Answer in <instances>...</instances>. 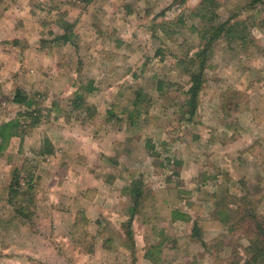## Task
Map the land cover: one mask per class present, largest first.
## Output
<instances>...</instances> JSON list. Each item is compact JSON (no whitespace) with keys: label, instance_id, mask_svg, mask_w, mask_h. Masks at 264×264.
I'll use <instances>...</instances> for the list:
<instances>
[{"label":"rangeland","instance_id":"374dc122","mask_svg":"<svg viewBox=\"0 0 264 264\" xmlns=\"http://www.w3.org/2000/svg\"><path fill=\"white\" fill-rule=\"evenodd\" d=\"M15 1L8 6L4 22L7 28L1 36H24L30 49L22 57V90L41 112L39 123L31 129L30 119L20 120L26 142L19 151L16 147L11 149L8 163L4 157L0 159V264H137V258L148 250L154 254L152 264H177L183 251L173 250L171 243L178 239L184 246L191 224L171 225L163 219L168 216L165 209L154 225L137 220L133 223L132 239L124 236L121 225L127 219L128 197L123 189L131 176L138 174L145 173L144 184L151 187L158 200L167 199L172 209L173 199L161 191L170 177L171 186L184 192L177 208L189 211L204 225L203 238L208 241L222 232L207 222L212 193L226 190L230 195L241 196L244 191L253 194L257 190L262 197L258 211L264 216L263 28L251 25L258 50L250 60L236 46L228 48L223 41L215 46L198 112L187 123L179 121L178 111V105L185 100L187 77L176 65V59L187 50H196L198 38L192 28L198 20L191 13L200 0H185L183 4L180 0ZM218 1L221 19L237 15L245 5L244 0ZM58 17L75 25L73 45L52 43L53 37L61 33L55 23ZM262 17L259 10H247L237 19L252 18L257 24ZM160 24H167L165 34L158 28ZM158 82L162 83V91L157 90ZM89 83L95 90L85 96L88 108L73 110L70 102L76 89L86 88ZM138 89L148 101L143 103L144 110L141 108L135 126L130 127L122 111L127 107L132 110L129 104ZM7 93L0 94V124L12 117L2 118L6 111L14 114L19 108L12 109L13 95L10 90ZM20 109L18 113L25 110ZM58 131L70 138L78 133L95 141L102 139L105 144L100 147L111 151L109 161L102 154L86 163L93 165L88 175L93 182L91 197L88 195L93 210L86 215L87 208H91L88 202L79 200L81 193L72 192L69 184H64L55 191L60 192L59 196L73 194L76 202H49L57 210L54 216L43 217L40 211L35 212L34 205L29 210V220L24 222L7 203V187L17 170L22 186L32 180L34 202L35 180L43 172L55 182L64 179L68 169L65 165L73 154L62 153L65 147H55L56 155L53 153L52 157L40 154L46 140L58 143ZM148 142L156 147L164 166H154L157 164L147 152ZM116 145L123 146L118 147V154ZM176 162L179 168L174 167ZM4 164L8 170L1 168ZM174 171L178 176L172 174ZM149 208L147 212L151 211ZM149 227H153V233L147 241L144 231H150ZM160 227L170 233L164 241L157 235ZM134 231L142 232L139 239ZM161 241L163 252L160 249L156 253L152 247ZM150 243L153 245L147 250ZM195 253V248L189 250V255ZM188 258L185 254L184 259ZM210 262L213 264L211 258Z\"/></svg>","mask_w":264,"mask_h":264},{"label":"trees","instance_id":"16d2710c","mask_svg":"<svg viewBox=\"0 0 264 264\" xmlns=\"http://www.w3.org/2000/svg\"><path fill=\"white\" fill-rule=\"evenodd\" d=\"M3 1L5 0H0V4ZM85 1L87 3L92 0ZM184 1L180 0V4H183ZM224 1L228 2L230 0ZM220 3L218 0H200L191 13V16L198 20V25L192 28L198 38V45L194 53L187 50L184 55L176 59V65L181 69L182 74L187 77V89L184 93L185 100L182 105H178V111L181 115L180 122L191 123L198 112L199 99L207 81V70L211 55L220 41H223L228 48L236 46L244 54L246 60H250L254 55H257L258 47L251 35L250 28L252 25L264 29V1L244 0L245 5L242 10L237 15H229L226 19H221L219 15ZM247 10H259L260 13H263V17L256 21L257 24L254 23L252 18L237 19L240 14ZM55 23L61 33L53 37L52 43L54 45H73L75 25L59 17ZM158 28L164 34L168 30L167 24H160ZM4 43L13 47L18 46V41L15 39ZM94 90L92 83H89L86 88L83 86L78 87L70 102V107L73 110H79L83 107L88 108L85 103V96ZM157 90L162 91V83L158 82ZM133 95V101L129 104L132 110L130 111L127 107L122 111L130 127L135 126L137 119L141 116L140 112L143 103L148 101V99L145 100L148 97L140 89L134 91ZM10 102L18 107H23L25 110L19 113L16 119L0 124V149H3L11 138H23L26 135L24 127L20 125L22 118L31 120L28 125L29 129L35 127L40 121L41 111L37 108L36 103L26 96L22 89H15ZM106 113L110 115L111 111ZM118 147L122 148L123 146L116 145L117 154L119 153ZM146 148L155 164H157L154 166H164L161 163L160 154L157 152L156 147L148 142ZM128 152L129 150H126V154ZM40 154L43 156L53 154V148L50 147V143L47 140L44 142ZM166 161L169 163V160ZM174 167L179 168V163L176 162ZM124 171L126 170L124 169ZM13 173L14 176L7 187V203L14 208L15 215L27 222L30 218L29 210L34 206L32 195L34 187L32 180L25 182L22 186L19 172L14 170ZM144 174L131 176L132 180L129 185L123 189L124 194L128 197V208L127 219L121 227L124 231V236L128 240L133 237L132 227L135 221L142 220L141 223H152L154 225L156 221H160L162 212H164L163 209H165L168 212V216L166 215L163 218L164 220H169L172 223L181 221L191 224L190 231L186 237L190 242L199 244L203 252L211 258L213 264H264V216L258 211V204L261 202L262 197L257 190H254L253 194L244 191L241 196L230 195L226 190L210 194L209 202H211L212 210L209 213L210 219L207 222L212 226H216L215 228H221L222 232L213 240L205 241L203 238V231L206 230L204 225L194 219L189 212H182L177 208L180 202L183 201L180 194L184 192L177 187H172V180L167 177L165 181L166 187L161 191L173 199V208L170 209L167 199L164 198L160 199L162 204L158 208L157 203L160 200L157 199V195L152 191L151 187L144 184ZM172 174L178 176L176 171ZM163 206H166V208ZM147 208L151 211L147 212ZM81 219L87 223L84 217ZM75 220H78V218L76 217ZM97 234L99 235V232ZM133 245L134 243L130 244L129 248H132ZM162 245V242H159L152 249L159 253ZM144 258L153 262V252L146 251Z\"/></svg>","mask_w":264,"mask_h":264},{"label":"crops","instance_id":"0c3cea01","mask_svg":"<svg viewBox=\"0 0 264 264\" xmlns=\"http://www.w3.org/2000/svg\"><path fill=\"white\" fill-rule=\"evenodd\" d=\"M6 1H9V0H5V1H3V3L0 4L3 6L0 9V94L7 95L8 94L7 92H9V90H10V92H11L10 95L12 96L16 88H20V89L25 90L24 79H23L24 76L22 75L21 65L23 63L22 57L24 56V52H26L27 49L29 50L30 48L26 47L27 42L24 39L23 35H21V36H13L12 35L11 37L1 36L4 28L5 29L7 28L4 26V22L7 21L6 16H7V10L9 9L8 6L11 4H15V2H16L15 0L12 3H11V1H9V2H6ZM10 31L14 32L15 30L11 29ZM14 39L18 41L17 47L16 46L13 47V46H10V45L4 43L5 41L14 40ZM11 89H12V91H11ZM3 104H5V103H3ZM10 104L12 105V109L15 107H18L11 102H10ZM18 112H21L20 107L18 108L17 113H14V114H13V112H12V114L7 113V111H6V114H3L4 116L2 118L5 119L6 116H11V115H12V117L9 119L6 118V120H4V123H7L9 121L16 119L18 117V114H19ZM42 132L44 133V131H42ZM56 133L58 134V143L55 145L54 141L49 140V143L52 145L54 155H56L55 147H63V148L65 147V149L61 150L62 153L66 152V155L69 153H72L73 155H70L71 160L68 163V165H65L66 167H68V169L66 168L67 173H66L63 180L59 181V179H58V180H56L57 182H55L53 179L51 180L47 177L48 174L46 172H43L40 175V178L35 180L36 197L34 200V205L36 206L35 212L36 213H38V211L41 212L40 217L47 216V215L54 216V213L56 212L57 209H55V206H53L52 204H49V202L53 203L56 200H62V201H67L69 203H74V201L76 200V197H74L73 194L68 195V193H65L62 196H59L60 192L57 193L55 191V190L60 189V187L64 186V184H66V185L69 184V186H70L69 190H72V192L77 191V192H79L77 194L81 193V196H78V199L82 198V202H86V203L88 202V204H89V202L91 201L90 197L92 194V192L90 190L93 188V187H91V184H93V182H91V179L88 175H89V173H92V171H93L92 166L93 165H86V163L90 162L92 160V158L93 159L96 158V155H99L101 157L102 154L104 156H108L107 160L108 161L110 160L109 158H110V154H111L110 152L111 151H106L105 147L104 148L100 147V146H103L105 144V143H101L102 139L99 138L100 140L95 141L94 138L91 139L90 137H85L83 134H78V133L74 134L73 138H70V135H66L65 132L58 131ZM42 138H44V137H42ZM24 139L19 138V137L11 138L9 140L8 144L3 149H0V159H2V157H4L6 163H8L7 160L9 158V156H11V154H12L11 149L12 148L14 149V147H16V148H18V151H19V149L22 148V144H24L26 142V140H24ZM67 148H70V149H67ZM99 152H101V153H99ZM44 157H52V154L46 155ZM5 167H7V164L1 165V168L4 171L8 170V168H5ZM65 178L69 181L66 182ZM0 186H2V185L0 184ZM106 186H109V184H106ZM65 187H67V186H65ZM73 189H74V191H73ZM100 190L101 189H99V191ZM99 193L97 192V194H99ZM88 195L90 196L89 198H88ZM45 204H47V205H45ZM89 205L91 208H87V210L85 211L86 215L88 212H92V210H93L91 204H89ZM6 206L9 207V205H7V204H6ZM66 208H68V207H66ZM66 208H65V210H66ZM80 212H83V211H80ZM76 213H77V211H76ZM36 215H38V214H36ZM176 223L185 224L184 222H181V221L173 222L170 224L175 225ZM3 225H7V224L4 223ZM42 227H44V226H42ZM149 228H150V231L149 230L144 231V235L147 238V241L150 238V237H148V236H150L149 234L153 233V231H152L153 227H149ZM134 232H136V237H137V239H139L138 237H140L139 235H140V233L142 234V232H137V231H134ZM167 233H169V232H168V229L166 227H160V229H158V231H157V235L162 236L163 241H164L165 237H167ZM144 235H143L142 239H144ZM169 235H170V233H169ZM174 236L178 237L179 235H174ZM184 239L186 241L184 246H180V244L178 243V241H179L178 239H176L177 240L176 243L174 242L175 244L173 243V241L171 243V248L173 250L183 251V253H180L181 256H183L182 260H179L177 262V264H208V260H210V257L206 253L203 252L202 248L199 245L190 242L186 236L184 237ZM204 240L208 241L206 238H204ZM163 241H161V242H163ZM166 241L168 242L169 239ZM151 244L152 243H150V246L147 247V250L151 247ZM135 246H136V244H135ZM162 247H163V245H162ZM191 248H195L196 253L193 256L189 255V250ZM161 249L163 252V248H161ZM144 254H145V252H144ZM144 254L141 256V258H137L138 259L137 264H139L141 261L147 262V263L151 262L149 259L144 258ZM185 254L187 256H189L190 258L185 260L184 259ZM3 258L6 259L7 257H3ZM150 264H152V262ZM210 264H211V262H210Z\"/></svg>","mask_w":264,"mask_h":264}]
</instances>
